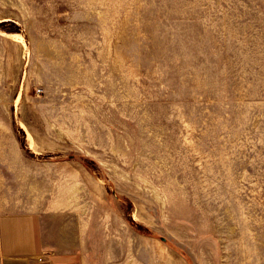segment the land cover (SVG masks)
<instances>
[{
  "label": "rangeland",
  "instance_id": "1",
  "mask_svg": "<svg viewBox=\"0 0 264 264\" xmlns=\"http://www.w3.org/2000/svg\"><path fill=\"white\" fill-rule=\"evenodd\" d=\"M0 54L59 264H264V0H0Z\"/></svg>",
  "mask_w": 264,
  "mask_h": 264
},
{
  "label": "crops",
  "instance_id": "2",
  "mask_svg": "<svg viewBox=\"0 0 264 264\" xmlns=\"http://www.w3.org/2000/svg\"><path fill=\"white\" fill-rule=\"evenodd\" d=\"M3 64L0 54V105L12 102L3 80ZM11 116V112H0V264H59L58 257L39 240L44 201H36L32 189L36 161L18 142L14 130L4 126L3 121ZM43 166V162L38 165Z\"/></svg>",
  "mask_w": 264,
  "mask_h": 264
}]
</instances>
